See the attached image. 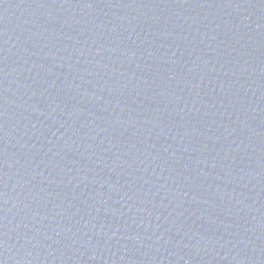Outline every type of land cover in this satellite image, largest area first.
Wrapping results in <instances>:
<instances>
[{
  "label": "water",
  "instance_id": "obj_1",
  "mask_svg": "<svg viewBox=\"0 0 264 264\" xmlns=\"http://www.w3.org/2000/svg\"><path fill=\"white\" fill-rule=\"evenodd\" d=\"M0 264H264V0H0Z\"/></svg>",
  "mask_w": 264,
  "mask_h": 264
}]
</instances>
